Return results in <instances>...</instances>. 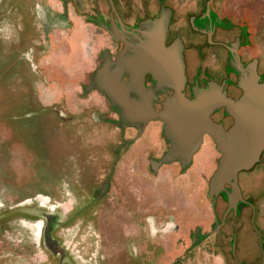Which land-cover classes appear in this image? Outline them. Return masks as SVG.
<instances>
[{"label": "rangeland", "instance_id": "rangeland-1", "mask_svg": "<svg viewBox=\"0 0 264 264\" xmlns=\"http://www.w3.org/2000/svg\"><path fill=\"white\" fill-rule=\"evenodd\" d=\"M65 1L0 0V264H264V151L238 174L248 203L229 213L215 244L214 215L227 202L197 177L208 138L182 172H154L140 158L159 122L120 149L135 131L87 88L113 46L91 22V0ZM221 71L203 73L221 81ZM203 169L210 176L213 166ZM232 227L235 245L221 246Z\"/></svg>", "mask_w": 264, "mask_h": 264}, {"label": "water", "instance_id": "water-1", "mask_svg": "<svg viewBox=\"0 0 264 264\" xmlns=\"http://www.w3.org/2000/svg\"><path fill=\"white\" fill-rule=\"evenodd\" d=\"M168 19V10L163 9L159 16L145 20L138 34L125 41L114 59L105 55L88 87L104 92L129 126L141 129L151 120H160L170 141L163 157L166 161L189 163L202 136L209 134L220 159L210 177L208 193L213 197L226 191L228 208L235 209L242 200L238 174L258 163L264 151V81H259L251 64L241 69L237 82L240 95H229L222 84L211 80L206 87L195 88L194 96L189 98L184 91L182 44L178 39L165 43ZM146 73L156 80L155 87L145 86ZM166 88L170 92L155 109L157 92ZM218 109H224L232 118L227 128L211 117Z\"/></svg>", "mask_w": 264, "mask_h": 264}, {"label": "flooded vegetation", "instance_id": "flooded-vegetation-1", "mask_svg": "<svg viewBox=\"0 0 264 264\" xmlns=\"http://www.w3.org/2000/svg\"><path fill=\"white\" fill-rule=\"evenodd\" d=\"M71 1L73 2L74 0L65 2ZM85 1L90 2V0ZM91 1L95 7L91 22L98 24L108 34L109 43L113 46L111 52L108 50L103 52L102 61L106 54L114 59L118 51L124 47L125 41H131V37L138 34V30L142 27V23L145 20L155 18L159 16L163 9H167L169 19L165 43L168 45L178 39L182 44L186 73L184 89L186 96L192 98L195 88L202 89L211 80L222 84L226 91L225 85H232L234 89L239 91L238 95H240L242 90L237 85V82L241 75V69L247 68L251 64L255 65L259 81H264V0H111L112 4L109 0ZM189 54L199 58L211 55L214 62L207 65L199 58L189 61L187 59ZM221 65L222 68H220ZM189 68L193 71L192 74L188 72ZM214 68L222 70L223 79L221 81L214 77L211 79L212 76L203 73ZM124 78H127L126 75ZM231 81H234V83H231ZM144 84L147 88L155 87L156 80L150 73H146ZM88 86L87 88H89ZM169 92L170 89L168 88L157 92L156 100L153 102L155 109L161 107L162 101ZM111 105L119 115L121 128H130L135 131V136L126 139L120 149L143 138L145 128L150 122H159L161 124V131L157 141L154 145H145L140 152L141 160L145 161L154 172L163 166H172L179 168L181 172L185 171L192 165L194 156L203 145L204 138L207 137L209 142L207 152L203 154V157L197 158L196 162L199 165V169L196 173L200 180H204L205 176L209 177V187L210 177L217 168L220 159V152L209 134L202 136L201 144L192 155L189 163L184 164L180 160L166 161L163 157L170 147V141L164 134L163 123L160 120H151L141 129L129 126L122 121L120 109L113 104ZM214 115H217L216 119L213 117ZM211 117L215 122L222 124L224 128H227L232 123V118L224 109L214 111ZM227 120H230V123L225 126L224 122ZM160 140L161 143L159 142ZM215 152L218 154L217 158ZM204 166L206 168L213 166L210 176H208V173L205 174ZM228 188L230 187L228 186ZM224 196L226 197L227 208L221 213L219 220L214 215L215 244L218 240L217 237L222 235V229L226 225L228 220L226 217L229 213L231 216L237 217L241 211L240 205L245 202L248 203L242 197V200L237 202L235 209L228 208V194L226 191H221L212 198H223ZM231 229V236L227 242H224L223 239L219 240L221 246L226 244L235 245L237 229L234 227ZM201 235L202 231L199 228L196 229L194 232L195 245L199 243Z\"/></svg>", "mask_w": 264, "mask_h": 264}]
</instances>
